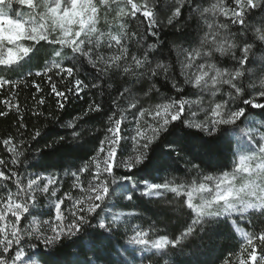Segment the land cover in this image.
<instances>
[{
    "label": "snow or ice",
    "instance_id": "1",
    "mask_svg": "<svg viewBox=\"0 0 264 264\" xmlns=\"http://www.w3.org/2000/svg\"><path fill=\"white\" fill-rule=\"evenodd\" d=\"M116 2L111 0V3ZM14 3L26 5L28 11H16ZM123 3L128 10L117 4L116 11L121 30L117 34L107 33L108 39L105 42L108 49L115 48L117 51L113 55L104 56L98 51L101 38L105 35L97 28L100 21L98 5L107 9L110 0H98L97 3H93V0H0V65L18 64L19 60L29 57L35 45L41 41L58 45L59 49H54L58 59L48 62L43 72L38 71L35 75L47 76L51 92L58 98L59 109H64L69 102L68 93L80 96L86 89L100 87L98 83L89 85L79 78V69L75 63L72 66L65 65L67 57L63 49L70 50L73 58H88L90 66L100 78L123 73L147 77L149 80L163 75L165 80H169L171 65L157 61L153 66V61L149 59V52L163 43L160 30L165 25L157 19L156 4L153 0H142L141 3L123 0ZM234 4L235 7L231 8L224 4H213L209 9L195 5L194 0H176L167 18V25L173 29L182 27L179 18L187 5L201 17L211 11L228 21L215 25L216 31L211 33V42L207 35L201 39L199 47H191L190 42L189 48L183 50L184 59L179 60L183 82L171 80V87L177 94L183 93L185 86L189 85L216 97L227 86L226 98L221 95L218 102H210V114L206 119L192 121L184 116L185 106L193 103L185 97H165L154 106H141L131 134L122 135V124L126 117L124 110L117 112V100L112 101L114 107L107 111L102 103L93 100L83 113L64 125L71 130L69 135L53 136L44 144L43 149H36L42 159L43 154L59 151L65 146L69 149L80 147L83 136L79 122L90 113L107 116L105 133L98 141V147L88 154L85 163L71 172L74 178L72 189L78 190L80 195L74 196L71 191H65L57 196L61 185L54 174H36L35 178L28 179L25 186L15 171L10 176L0 171V179L4 181L16 178V191L9 190L5 195H0V264H137V261L144 264L145 257L137 256L138 250L145 254L151 252L152 255L161 252L166 256L165 250L183 248L189 238H199L206 229L215 231L221 225H227L243 237L236 255L237 264H264V228L248 232L236 227L238 220L249 223L250 213L264 216V102H258L264 100V77L260 78L259 88L254 93L247 91L250 86L244 83L246 72L249 71L246 65L255 45L244 38L246 27L239 35L240 43L229 31L230 25L246 26V13L255 10L261 17V27L256 29L258 39L264 42V0H234ZM137 14L143 18L141 23L147 25V35L154 38V42L147 44L141 56L129 54L128 40L130 35L136 36V33L129 35L124 30L128 22L125 17L135 18ZM212 27L209 24V28ZM143 39L137 43H142ZM20 41L34 43L23 46L18 43ZM205 46L207 50H204ZM216 53L228 56L235 62V66H219L214 60ZM177 55L179 57V52ZM129 59L131 65L128 64ZM133 69L141 71L135 72ZM49 73L58 77H72L73 87L65 91L58 90ZM20 83L18 80L0 78V88L5 85L19 86ZM35 87L37 92L42 91L38 84ZM126 91H120L119 95L123 96ZM151 92L159 93L160 89L153 83L145 95ZM0 103L4 104L0 116H7L12 110L19 114L20 106L11 103L10 99ZM37 103L44 104V99L41 98ZM195 103L199 105L202 101L198 99ZM128 107L137 108V102H130ZM32 114L44 116L39 111H33ZM191 115L195 117L196 113L192 112ZM146 116L151 119L144 120L142 127L141 120ZM51 118L57 119L55 116ZM19 122L20 128L27 127L23 123V116L19 117ZM176 122H179V126ZM242 126L249 130L242 132ZM48 135L46 131L37 128L31 134V139L35 141ZM129 141L131 150L125 147ZM20 143L22 146L26 142ZM3 144L11 145L8 151L15 157L11 161L15 165L24 153L17 151L18 146L13 143L12 136L4 139ZM226 160L230 163H225ZM181 161L190 165L187 170L198 176L203 174L201 165L208 169L218 168L221 173L215 176L203 175L199 184L153 182L166 174L185 171L180 166ZM4 163L0 160V165ZM230 166L231 171L224 170ZM84 173L90 177L87 188L81 180ZM53 185L55 187L50 190ZM37 192L49 197L51 218L42 221L47 227H34L35 219L26 227H21V219L25 214L31 216V209L37 207ZM166 192L185 197L184 206L192 213L179 234L171 238L165 234L152 239L148 230L136 224L125 232V239L117 247L114 240L121 224L126 225L125 213L113 215L108 212L101 216L112 197L123 193L126 200L131 202L134 194L151 199ZM195 193L203 195L194 201ZM65 201L69 205L62 211L61 206ZM134 214L127 213L128 216ZM121 248L131 259L124 257ZM165 264H168L167 260ZM185 264L196 262L189 260ZM223 264H231V260L225 259Z\"/></svg>",
    "mask_w": 264,
    "mask_h": 264
},
{
    "label": "trees",
    "instance_id": "2",
    "mask_svg": "<svg viewBox=\"0 0 264 264\" xmlns=\"http://www.w3.org/2000/svg\"><path fill=\"white\" fill-rule=\"evenodd\" d=\"M134 2L141 3L140 0H134ZM227 6L234 7V0H225ZM157 10V19L165 26L160 30V40L163 42L156 50L149 52V59L153 61V66L157 61H161L171 65L169 71V80H165L163 75L154 77L149 80L147 77H140L131 74L117 73L115 75L110 74V78H100L99 74L90 66L88 58L75 57L68 49H63V54L67 57L65 60L66 66H72L75 63L79 69V78L83 79L85 83H98L100 87L86 89L80 96H74L68 93L69 102L65 105L64 109L57 107V97L51 92V83L47 76L35 75L36 72H43L48 62L53 59H58L54 55V49H59L58 45H49L43 41L40 44L35 45L34 51L29 54V57L24 58L18 64L12 66L0 65V78L10 79L13 81H21L19 86L5 85L0 88V101L10 99L11 103L18 104L20 106L19 114L15 111H9L7 116H0V160L5 163L0 165V171H4L5 175H11L12 171L17 173V176L21 179L22 183L26 186L28 179L35 178L36 174L48 175L54 174L58 177V184L61 185V190L57 196L62 195L65 191H71L74 196L79 195L78 190L72 189L74 178L71 172L87 161L88 154L92 150L98 147V141L103 138L105 128L107 126V116L100 113H90L85 117L83 121L79 122L78 126L82 125L81 146L77 148L69 149L67 146L62 147L59 151L51 152L49 154H43L42 159L37 154L36 149H43L44 144L49 141L53 136L69 135L71 130L66 129L64 125L67 121L73 119L77 115L83 113L88 105L95 100L102 103L105 110L112 109L113 100H117L119 109H122L123 113L129 109L130 102H137L136 111L142 107H151L164 100L165 97H175L179 99L183 97H191L193 93L192 86L186 85L184 92L177 94L171 87V80L175 79L177 82L182 83L183 77L180 75L181 65L179 60L184 59V49L191 47H199L201 39L205 36L206 27L203 24V19L198 12H193L191 8L185 5L182 9V15L179 18L180 25L177 29H173L167 25V18L171 14V10L176 3V0H155ZM216 3V2H215ZM195 5H199L201 8L209 6L208 0H194ZM13 7L18 12H27V6H21L14 4ZM99 7L100 21L98 23V30L105 33L101 38V46L98 49L99 53L104 56H110L116 53V49L110 50L106 46L108 39L107 33L117 34L120 29V19L116 15L115 9L110 11L105 9L104 6ZM125 10L127 11V7ZM247 25H230L229 31L234 34L237 42L240 43L239 35L244 31L245 27V39L254 43L255 47L253 52L250 53L249 63L246 65L248 68L253 57L258 55L264 56V42L259 41V34L256 33V29L261 27V17L255 10L250 13H246ZM253 17H255L253 19ZM128 21L124 25L129 35L136 33V36H131L128 40V48L130 55L141 56L146 50L147 44L153 43L154 38L147 35L146 23H141L142 17L137 14L135 18L125 17ZM187 20V23L185 21ZM175 23V21H174ZM143 39V42L138 44L137 41ZM34 42H26L27 46H31ZM179 52V57L177 53ZM239 55V50H237ZM229 57L222 58L220 55L215 54L214 60L222 66L228 64ZM128 64L131 65L129 59ZM234 67V66H233ZM263 68L260 67L255 73L252 79H249L245 75L244 83L246 85H254L258 77H263ZM135 72L141 70L133 69ZM28 73H32L29 75ZM53 77V81L57 85V89L65 91L67 88L73 87L74 79L72 77H58L53 73H49ZM35 81V84H33ZM160 89L159 93L151 92L149 95H145L151 88L152 84ZM38 84L42 91L37 92L35 85ZM127 89L123 96L119 95L120 91ZM247 91L250 92L248 87ZM41 98L44 99V104L37 103ZM259 102H264L260 100ZM0 110H4V104L0 103ZM33 111L43 112L44 116H34ZM51 114V116L49 115ZM23 116V123L27 125L26 128H20L19 117ZM57 117L53 120L51 117ZM259 118V117H255ZM179 126V122H176ZM39 128L50 135L43 138H37V140L31 139V134ZM9 136L13 137V143L16 144L17 151H22L23 156L17 159V163L13 165L11 163L13 157L12 153L8 151L11 147L5 146L3 140ZM21 141L26 143L21 146ZM47 152V150H45ZM225 163H230L225 161ZM180 166L185 171H178L171 174H166L157 178L153 182L175 181L176 183L187 184L191 180L197 177V174L192 171H188L190 165L184 164L181 161ZM204 175L220 174V169H208L201 165ZM227 171L231 170V166ZM121 174V173H118ZM15 177L10 180L4 181L0 179V185L6 187H0V195H5L7 191H16ZM90 179L88 173H84L81 176V180L87 185V180ZM43 183V182H41ZM55 187V185L50 186ZM37 196V207L32 210V215L35 217H49V197L47 194L41 195L39 192ZM117 196V195H116ZM119 196H126L121 193ZM114 197V196H113ZM121 197H114L113 204L115 210L120 212H133L135 213L131 217L135 221V224H139L145 230H148L155 234V238L162 235L172 236L178 235L179 232L186 226L190 220L192 213L185 206L184 198H178L167 196L166 198H146L144 196H136L134 194L133 201L124 203ZM174 198V199H173ZM69 205L68 201H65L62 205V211ZM101 216H103L101 214ZM239 226L244 231L254 232L264 228V216L257 215L252 216L249 219V223L238 222L236 227ZM125 239L123 229L119 227L116 232V239L114 243L119 247V243ZM242 241L239 238L237 232L227 225H221L215 231L211 228L206 229L204 233H201L199 238H189L184 242L183 248L167 249V255L159 252L155 255H148L142 251L137 252V256L145 257L144 264H165L167 260L168 264H185L186 261H194L196 264H223L225 259H230L231 264H237L236 255L239 252V248ZM258 253L260 254L259 247ZM121 253L125 258L131 259L128 253H125L121 248ZM231 254V255H230ZM140 264V261H137Z\"/></svg>",
    "mask_w": 264,
    "mask_h": 264
},
{
    "label": "rangeland",
    "instance_id": "3",
    "mask_svg": "<svg viewBox=\"0 0 264 264\" xmlns=\"http://www.w3.org/2000/svg\"><path fill=\"white\" fill-rule=\"evenodd\" d=\"M154 1L155 0H153V3H154ZM97 2H98V0H93V3H97ZM140 2H142V0H140ZM208 2H209V6H207L206 8H209V9L212 7L213 4H224V5H226L225 0H208ZM117 4H119L120 7H124L125 6V4L123 3V0H117L116 3H111V0H110V6L107 8V10H109V11L111 9L117 10ZM21 6H26V5H21ZM98 6H100V5H98ZM101 6H103V5H101ZM227 7L231 8V6H227ZM234 7H235V5H234ZM202 19H203V24L206 27L205 36L207 35L209 42H211V39H212L211 33L216 31L215 25L228 22L225 17H223V16H221L219 14L213 13L211 11L206 13L204 15V17H202ZM209 24L213 25V27L211 29L209 28ZM239 26H241V25H239ZM97 28H98V25H97ZM256 33H257V31H256ZM257 34H259V33H257ZM26 42H31V41H20L18 43L22 44L23 46H27ZM8 46H11V45H8ZM110 50H113V49H110ZM204 50H207V46H205ZM216 54L219 55V53H216ZM221 57L222 58H226L228 56H221ZM229 60L230 61L228 62L226 67L235 66V62L232 61L231 59H229ZM20 61L21 60H19V62ZM217 64L219 66H221V67H225V66L220 65L219 63H217ZM263 66H264V56L263 55L262 56L258 55L256 57H253L251 59L250 65L248 67L249 71L246 72V75L248 76L249 79H252L254 77L255 73L258 71V69H260V67L263 68ZM263 74H264V70H263ZM260 78H262V77H258L257 79H255L256 81H254L255 82V84H254L255 87L254 88L249 85L250 86L249 87L250 92L254 93L256 91V89L259 88V80H260ZM192 88H193L192 96L191 97H186V99H188L189 101H192L193 103H191L190 105H186L185 106V113H184V116L187 117L189 120H192V121H202V120L206 119L207 116L210 114V112H209V104H210V102H213V101L218 102L220 100L221 95H225L226 92H227V86L226 85L224 86V89L222 90V92L218 93L216 97H212L209 92H202L201 90H199V89H197V88H195L193 86H192ZM225 98H226V95H225ZM198 99L202 101V103L199 104V105H197L195 103V101L198 100ZM201 109H203V110H201ZM192 112L196 113L195 117H193L191 115ZM137 113H138V111H136V109H130V108L127 109V111L125 113H123L125 115V117H126V120L122 124V135H130L131 134V129L135 126V123H136V115H137ZM150 119H151L150 117H147V116L144 117L141 120V126L143 127V121L144 120L150 121ZM250 119L258 120L259 118L250 117ZM247 130H249V128H246V127L242 126V129H241L242 132L243 131H247ZM122 143H124V141H122ZM130 144H131L130 141L127 144H125V147H127L129 150H131L130 149ZM203 175L204 174H201L199 176L197 175V177L195 179L191 180V182L187 183V185H191L192 183L199 184L203 180ZM213 175L215 176V174H213ZM216 175H219V174H216ZM164 182H166V181H164ZM238 184H239V180H238ZM85 188H87V185L85 186ZM79 195H80V193H79ZM119 195L120 194H118L117 196L121 197ZM200 195H203V194L195 193L194 194V201L198 200ZM117 196H114V197H117ZM167 196L175 197V199L173 198L174 200H176L178 198L179 199L180 198H184L185 199V197H183L182 195L181 196H176L174 193H171V192L163 193L162 195L157 196L154 199L166 198ZM114 197H112L111 203L108 205V207L105 209L104 212H101V214L103 216H105L106 213H108V212H111L113 215H116V214H119V213H125L124 221H126V225L124 223H122L121 226H120V228L123 229V232H124V235H125V232L128 229H130L131 227H134L136 224L134 223L135 221L133 220V218L131 216L127 215L128 212H120V211L115 210V207L112 206V205H114L113 204V200H114L113 198ZM119 199H122V201H124V203L128 202L126 200V196H123V197H121ZM102 207H104V206L102 205ZM49 209H50V207H49ZM31 212H32V210H31ZM66 215H67V213H66ZM257 215L259 216V213H250L248 219H250V217H252V216H257ZM9 216H10V214H9ZM50 218L49 217H47V218H45V217H35L33 215L28 216L27 214H25V217H23L21 219V227H26L29 223H31L32 220L35 219L36 220V225H34V227L39 226V227H41L43 229V228H46L47 226L44 225L42 223V221L43 220H48ZM238 222H242V221L238 220L237 223ZM237 227H239V226H237ZM239 228H241V227H239ZM128 234H131L130 231H128ZM237 234L239 235V233H237ZM149 236H150V238L155 239V234L150 232V231H149ZM239 238H240V240L243 243V237H241L239 235ZM139 251L140 250H138L137 252H139ZM157 253H159V252H157ZM257 253H258V249H257ZM147 254L150 255L151 252H148ZM258 255H259V253H258Z\"/></svg>",
    "mask_w": 264,
    "mask_h": 264
}]
</instances>
